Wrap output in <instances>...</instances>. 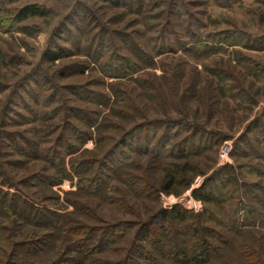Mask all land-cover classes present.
Wrapping results in <instances>:
<instances>
[{
	"label": "rangeland",
	"instance_id": "1",
	"mask_svg": "<svg viewBox=\"0 0 264 264\" xmlns=\"http://www.w3.org/2000/svg\"><path fill=\"white\" fill-rule=\"evenodd\" d=\"M140 1L136 10L97 0H0V264H51L62 258L91 264L99 257L122 258L123 250L80 254L72 245L74 239L58 230L59 219L48 211L83 224L133 220L137 225L129 239L140 220L152 218L160 209L182 205L217 169L235 178L228 186L232 192L225 203L228 208L217 210L224 225L211 223L203 213V202L192 206L188 221L195 227H213L209 239L216 244L218 255L210 260L212 264H264V0ZM32 3L43 6L45 15L17 22L18 10ZM168 29L176 31L181 43L172 49L151 50L152 39ZM189 30L197 38H191ZM98 34L108 44L104 58L115 51L136 62L138 70L131 76L108 77L100 63L74 44V38H79L83 45H95ZM125 37L138 53H145L134 54L125 46ZM58 47L65 49L61 58L43 59L45 51ZM89 60L90 66L83 69ZM71 86L100 94L101 103L74 99ZM115 88L126 93V103L115 99ZM72 107L98 111V123L106 116L105 123L117 127H92L94 137L83 145L71 139L80 148L67 155L68 168L72 157L103 156L114 140L147 120H182L188 124L182 138L196 126L212 131L213 141L191 158L195 168L186 176L191 183L169 192L162 186L161 161L141 159L147 166L144 170L137 169L136 163L130 165L129 170L145 176L154 187L150 198H142L116 180L132 204L131 210L122 211L78 190L76 178L64 179L52 189L39 188L31 180L34 174L55 171L46 149L56 145L61 132L75 134L73 128L64 130L66 120L78 122L71 115ZM81 126L89 129L85 123ZM8 193L28 199L42 209L39 214L47 210L46 215H38L28 204L15 205ZM69 200H81L98 217L76 210ZM229 202H235V207L254 204V213L247 216L241 209L233 223ZM171 229L174 236L157 232L164 250L190 240L186 226ZM128 239L116 246L129 247ZM153 244L147 246L157 258L155 264H165L166 255L161 257ZM242 252L249 263L239 256Z\"/></svg>",
	"mask_w": 264,
	"mask_h": 264
},
{
	"label": "trees",
	"instance_id": "2",
	"mask_svg": "<svg viewBox=\"0 0 264 264\" xmlns=\"http://www.w3.org/2000/svg\"><path fill=\"white\" fill-rule=\"evenodd\" d=\"M115 7L126 6L130 9L141 5L140 0H97ZM46 9L40 4L32 3L21 7L16 14V21L23 20L31 16L45 15ZM79 32L83 31L78 27ZM165 33V34H164ZM158 38H153L151 41V50L162 51L163 49H172L175 44L181 43L180 39L177 40L176 31L172 29L166 30ZM168 35V37H167ZM191 38H197V34L189 30ZM175 36V38L173 37ZM196 36V37H195ZM232 37H237L232 35ZM99 40L95 45L86 46L82 44L79 38L76 39L75 45L78 46L88 56H91L96 62L100 63L102 71L108 77L120 78L124 76H131L138 70L136 62L113 51L109 57L104 58L105 49H107V41L105 38L98 34ZM190 38V37H189ZM109 40V39H108ZM125 46L134 51V54L145 53L144 51H136V47L132 44V40L127 37L122 38ZM242 40V39H241ZM237 41H240L238 39ZM110 43V42H109ZM240 43V42H235ZM82 47L84 50H82ZM65 54V49L58 47L57 50H47L43 55L45 61L54 62L61 58ZM90 60L84 64L83 69L90 66ZM70 88V87H69ZM71 93L74 99L86 100L92 103L99 102V95L96 92L87 90L83 86H71ZM115 99L126 103V93L115 88L113 90ZM110 99V98H109ZM36 102H39L36 99ZM129 102V101H128ZM72 114L77 119V123L66 120L64 123V130L73 128L75 134L65 135V132H61L55 140V146H51L46 149V157L50 160V164L55 167L53 173H37L31 178L33 183L39 188L52 189L53 186L61 183L64 179L76 178V185L78 190H82L93 196L99 197L102 202L115 209L127 211L132 209V204L129 203L126 192L122 187H118L115 184L116 180H120L126 184L132 191L142 197L150 198V189H153V185H150V181L137 172L128 169L130 165H134L137 169H146L141 162L143 158L150 160V157L161 161L164 164V183L163 189L166 192L171 191L175 186L182 184H190L191 181L187 179V175L194 170L195 166L191 162V158L202 152L209 147L213 141L212 131L205 128L193 127V131L182 138V135L186 132L188 124L185 121L178 120H147L142 123L134 125L130 130L125 132L115 143L105 152L103 156L99 158H83L81 156H75L70 159V167L66 165V157L69 154L78 152L79 145H83L87 140L94 137L92 127L100 129V126H107L110 128L117 127L113 122L108 121L105 123L107 117L105 116L102 123H98L97 112H87L83 109L72 107ZM82 123L88 125L89 129H81ZM64 139L66 142H64ZM71 139L77 140L80 144L77 145L71 141ZM66 150V152H64ZM141 163V164H140ZM126 167V168H124ZM150 167V166H149ZM125 169V170H124ZM142 170V171H143ZM221 170V169H220ZM216 173L211 175L201 186L194 188L190 196H186V200L182 205H173L169 208L160 209L155 216L147 220H140L139 226L134 230L133 237L129 233L137 225L133 220L119 219L115 222H104L103 224H83L79 223L68 215L58 214L52 211H48L58 220L57 228L61 230L62 234L74 239L75 249L80 254L85 253L88 256L91 253L122 251L124 252L122 258L112 259L109 257L94 258L91 264H155L157 258L155 254L150 251V243L153 242L155 250L162 257L166 255L165 264H212L210 261L218 254L217 246L213 240L209 239V235L212 232L213 227L198 226L188 221L191 213L192 206L199 202L204 203L203 213L209 216L211 223L223 224L218 217V211L220 209L228 208L226 202L228 198L232 196V192L229 193L228 186L233 183L235 178L227 173ZM28 180H26V183ZM7 183V182H6ZM10 187L14 185L7 183ZM115 191V192H112ZM10 195L12 202L15 205L21 204V206L29 205L33 207L35 212L42 210L38 207H34V204L28 199H24L17 193L7 194ZM73 204L76 210H80L87 213L89 217H98L87 204H84L81 200H69ZM230 201H233L230 200ZM229 209L232 212V221L234 223L241 211L245 210L247 216H251L254 213V204H243L235 207V202H229ZM225 211V210H223ZM47 210L41 211V216L46 215ZM38 213V215H40ZM47 217V216H46ZM63 218L65 220H63ZM156 223L158 229L155 228ZM183 225L187 227V232L190 234V240L185 243H174L171 248L167 250L162 249L161 239L157 237V232L163 230L167 234L172 233L174 236L176 233L172 231V226ZM224 225V224H223ZM227 226V224L225 225ZM135 229V228H134ZM175 230V229H174ZM156 237V238H155ZM131 240L129 247L119 248L117 243L121 241ZM169 240H175L169 237ZM225 241V240H224ZM231 244L226 240L224 244ZM160 244V245H159ZM148 245V246H147ZM244 252L239 256H243ZM61 262H52L51 264H78L74 258H62ZM247 263L249 261L242 257ZM250 264V263H249Z\"/></svg>",
	"mask_w": 264,
	"mask_h": 264
}]
</instances>
